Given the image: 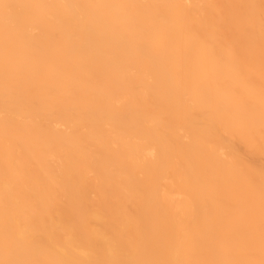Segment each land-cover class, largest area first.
I'll return each mask as SVG.
<instances>
[{"label": "bare ground", "instance_id": "6f19581e", "mask_svg": "<svg viewBox=\"0 0 264 264\" xmlns=\"http://www.w3.org/2000/svg\"><path fill=\"white\" fill-rule=\"evenodd\" d=\"M0 264H264V0H0Z\"/></svg>", "mask_w": 264, "mask_h": 264}]
</instances>
